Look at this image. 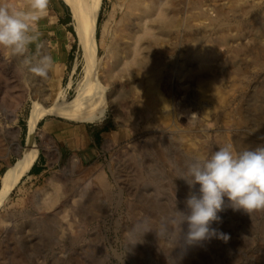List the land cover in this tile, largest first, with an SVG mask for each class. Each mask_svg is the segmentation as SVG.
<instances>
[{"label": "rangeland", "instance_id": "374dc122", "mask_svg": "<svg viewBox=\"0 0 264 264\" xmlns=\"http://www.w3.org/2000/svg\"><path fill=\"white\" fill-rule=\"evenodd\" d=\"M8 1L20 9H26L29 4V0ZM127 1L131 0H101L100 3L95 53L90 55V60L93 75L101 81L100 87L105 88L108 101L105 116L96 123L105 120L110 132L105 141L100 140L97 157L90 160H81L77 152L62 153L52 138L46 136L51 132L49 126L53 118L61 117L41 116L38 122L47 118L44 129L37 122L31 134L29 130L28 120L35 100L54 108L63 97H75L77 86L86 75L88 57L67 3L50 0L48 15L39 21L42 50L55 61L44 84L47 99L36 98L24 74L15 77L11 68L15 60L21 63V68L31 72L23 66L22 58L0 49V64L5 65H0V71H5L3 77L13 88L0 106V138L2 135L7 140L12 137L19 145L18 154L14 151L0 153V188L5 171L27 149L29 136L33 137V144L28 149L38 151L35 167L32 165L20 178L0 209V264H16L17 257L19 264H264V209H254L248 214L231 208L219 212L220 222H214L212 227L229 235L227 243L213 238L187 244L183 234L180 237L179 229L174 232L170 223L175 206L178 211L186 210L189 188L176 177L189 158L206 157L229 144L234 151H242L235 146L236 136L241 132L258 145H264V131L254 123L258 108H264V94L256 97L251 108L247 105L256 95L255 89L261 88L264 93V0H194L198 4L193 0L169 1L172 4L166 1L170 6H166L168 13L164 19H172L175 24L178 21L177 31L173 32L183 31L185 39L171 33L161 42L172 51L165 55L170 67L157 70L158 81L153 76L144 78L148 74L143 75L133 67L132 74L137 70L143 76L141 80L146 82L140 88L125 84V78L118 76L124 72H117L114 81L103 79V70L114 53V28ZM214 18L242 25L240 32L235 28L228 30L231 33L228 35L234 36L228 44L242 48L241 53L226 50L224 44L211 45L208 41L197 44ZM217 20L215 22H219ZM207 50L218 59V63L214 62L219 74L216 80L203 78V82L201 79V82L196 79L191 82L183 73L177 76L172 67L176 70L184 66L187 52L204 56ZM30 52H36L35 45L30 46ZM231 61L241 65L242 70L229 69L227 63ZM150 78L153 80L147 83ZM176 86L181 92H187L182 100L185 109L203 122L198 133L188 129L171 109L173 93L179 90L173 88ZM152 93L158 102L164 103L160 106L162 111L159 107L158 112L147 111L145 105ZM16 101L20 105L15 119L9 120L2 107L12 106ZM243 104L246 108L243 110H248L245 115L240 113ZM62 119L86 126L96 124ZM157 123L167 127L164 137L148 135L152 125ZM206 138L207 147L202 149L200 143ZM145 140L149 144H145ZM174 159L178 164H173ZM55 188L59 190L56 199L61 198L60 208L56 211L39 209L37 202L54 196ZM146 228L152 230L142 235ZM182 228L187 231L186 224ZM136 240L140 241L128 245Z\"/></svg>", "mask_w": 264, "mask_h": 264}, {"label": "bare ground", "instance_id": "6f19581e", "mask_svg": "<svg viewBox=\"0 0 264 264\" xmlns=\"http://www.w3.org/2000/svg\"><path fill=\"white\" fill-rule=\"evenodd\" d=\"M64 1L67 3V5L72 10V16H73V18L76 22V25H77V29H76L77 31L76 32H77L78 38L84 46V50H85L84 52L87 55V56L86 55L85 56L88 57L87 58L88 60H86L87 65L85 67L86 75H85V78H83V81L80 84L78 83L79 85L77 86V89H76L77 90L76 95L72 99H65L63 97L64 100L62 99L63 101L61 103L56 104L57 106L54 105L55 106L54 108L49 107V105L46 106V104H45V106L42 105L41 103H43V101L42 102H40L38 100L34 101V105H33L34 107L32 109L30 119L28 120L29 121L30 134H31V131L33 130V128L36 126V123L38 122L40 117L41 116L43 117L44 115L53 114L57 117L77 121L80 123H96V122L101 121L106 114L108 101L106 99L107 96L105 97V92H104L105 88L103 90L102 89L103 86H102V88L100 87L101 81L99 82L97 77H95V75H93L95 72H93V68L91 67L92 62L90 60V55H93V53H95V47H96L95 28H96V24L98 21L97 17L99 15L101 0H64ZM166 1L169 3V1H171V0H131V1H129V3H128V1L126 2L124 9L121 12L120 17H119L118 21L116 22V26L114 28L113 36L115 39V44L113 45V49H112V50H114L113 51L114 53H112L113 56H112L111 60L108 62L109 63L108 66L106 67L105 70H103L104 81L106 79L107 82H110V80H112L113 78H116L115 74H117V72H120V73L124 72V74L121 73L118 76H120V78L121 77L125 78V81H124L125 84L132 83L133 84L132 86L136 85L134 87L140 88L142 86L143 82L146 83L145 81L141 80V78H143V76L141 77V75L139 74L140 72H142L141 74H143V75L148 74V76H146V77L144 75V78H149V76L150 77L153 76L155 78V80L158 81V74L159 73L157 72V70H161L160 67L166 68V66L170 65V64H168L169 62L168 63L166 62L167 58L165 59V55L172 51V48L167 49V48H165L166 46L165 47L162 46V44L164 42L162 44H161V42L167 36H169L171 33H173L177 36H181L182 40L185 39V37L183 36L185 34L182 33L183 31H179L178 34L173 32L176 25L179 24L178 21L175 24V22L172 19H164L165 15L168 13V9H167L168 5L172 4V3L167 4ZM8 2L10 3V1H8ZM195 2L196 1H194V3ZM176 3H179V2H176ZM11 4H13V3H11ZM171 14L174 15V13H171ZM220 14H221V12H220ZM168 17L170 18L171 16H168ZM219 18H221V17H219ZM216 20L217 19H215V21ZM223 20H224V18H223ZM217 21H219V20H217ZM227 21H219V22H215V23L212 22L211 23L212 25L210 26V28L207 27V29L206 28L204 29L206 34L204 36H201L200 40L197 41V44L200 45L202 42H206V41L210 42L211 45L212 44L213 45L214 44H224L227 47L226 50H228L230 52H234L235 54L241 53L242 48H232L230 43L228 44V42H229L228 40L233 39V37H234L233 35H232L233 37L228 35V33H229L228 30L235 28V30L237 29L238 32H240L242 29V25L241 24H239V25L233 24L230 21L229 22H227ZM188 26H190V25H188ZM179 27H181V26H179ZM185 27H186V25H185ZM262 29H263V27H262ZM186 30H187V28H186ZM232 30H234V29H232ZM175 31H177V30L175 29ZM190 31H192V30H190ZM229 34H231V33H229ZM181 37H180V39H181ZM168 46H170V45H168ZM0 49L2 52L3 49L2 48H0ZM91 57H93V56H91ZM230 57H231V55H230ZM92 60H93V58H92ZM214 62L218 63V59H216V54L211 53V51L209 52V50H207V52H205L204 56L199 55V54L197 55L194 53L189 54V52H187L185 54V65L182 67H179V68L176 67V70H175V66L172 68L178 74L177 76H180L183 73L185 76H187L186 79H189L190 81L191 80L194 81L193 79H196L199 81L201 79V81H202L203 78L216 80L219 77V74L217 73L218 71L215 68ZM10 64H11V62H10ZM20 64L16 60L13 61V63H12L11 68L14 71L15 77L19 78L20 76H22L21 74H24V78L29 82V84H31L32 89H34L33 93L36 96V98H38L39 100L47 99L48 94L45 91L44 84L49 79V77H47L45 79V78H41V77L33 74L32 72L25 71L23 69V67L21 68ZM227 64H228L227 67L229 69L235 68L237 71L242 70V68L239 69L241 65L239 66L234 61H231ZM0 65H1V67L5 66L2 64H0ZM133 67L134 68L136 67L137 70H139L140 72H138L136 70V73L134 72L135 74H132V71L134 69ZM161 71H164L163 68ZM219 71L221 73V70H219ZM3 72H5V71H3ZM3 72L0 71V95L2 96V97L0 96V106H2V104H4V101H3V100H5L4 96L5 97H6V95L10 96V93L13 90V88L6 83L7 79H5L3 77ZM124 78H123V80H124ZM152 78L148 79L147 83L148 82L150 83V80ZM112 81H114V80H112ZM196 83H197V81H196ZM15 88H16V86H15ZM173 88L174 89L179 88L180 91L178 89H176L178 91V93H176V92L173 93V96H172L173 97V103H172V107H171L172 111L175 112L177 119L184 122V124L186 125V127L188 129H190L191 131L193 129H195V131L198 133V131H199L198 128L203 126L202 125L203 122H201V119L199 117L194 116V114L191 113L190 110L185 109V106H184L182 100L185 97L184 94H186L187 92L186 91L181 92V89L179 86L178 87L176 86ZM255 90H256V92H255L256 95L252 96V97L250 96L251 100H250L249 104H247L248 106H250V108L255 104L256 97H259V96L263 97V94H264L263 89H261V88H257ZM257 92H258V94H257ZM181 93H182V95H181ZM20 98H21V96L19 97V101H21ZM150 98H148L147 104L144 103V104H146L145 107L147 108V111L152 109V110H155L156 112H158L157 111L158 107L161 110L162 108H160V106L163 107L162 104H164V103L158 102L157 96L153 95V93H152V95H150ZM19 101L18 102L16 101V103L12 104V106H11V104L5 105L6 107H4V105H3L2 108L4 110L6 109V115H7V118L9 120L15 119V116H16L15 112L19 108V105H20ZM243 108H245L244 104L242 105V110L240 109L241 110L240 113L245 115V113H247L248 110L245 111V110H243ZM164 109H166V108H164ZM166 112H167V110H165L164 114H166ZM257 112L258 113H256L254 116V123H256V125L259 124L261 129L264 131V108H262L260 106L258 108ZM161 114L163 115L162 112H161ZM168 114H169V112H168ZM172 114H173V112H172ZM163 117H164V115H163ZM246 117H248V116H246ZM163 121H165V120H163ZM164 124H166V123L164 122ZM162 125L163 124H161V123L160 124L157 123V124L152 125L150 131L147 132L148 135H150V137H155L158 134L160 137H162V136L164 137L165 135H167L166 133L168 132V129L165 125H163V126ZM32 138H31V136L28 137L27 149L22 151L21 155H19L20 156L19 160L16 163L10 164V166L8 167V169L5 171V173L3 174L2 178H1L0 209L3 206V204L6 202V200L8 199V196L11 193L12 189L20 182V178L29 172L31 166L33 165V163L36 159V156H37L36 154H38L37 153L38 151H35V149L34 150L28 149V147H30V145L32 143ZM163 140L166 141L165 139H163ZM13 141H16V144H13ZM206 142H208L207 138L205 140L203 139L201 141L200 145L202 147L205 146V148H206L207 147ZM144 143L149 144L148 141H146V140L144 141ZM161 144H162V142H161ZM164 144H162L163 147H165ZM12 146H17L15 148V150H17V151L12 149L11 148ZM235 146L237 148L239 147V148H242V150H244V149H248V148H255L256 146H258V144L255 143V141H253L252 139H248V136H245V134L243 132H241L236 136ZM167 147L168 146L166 145L165 148L167 149ZM205 148L203 147L202 149H205ZM18 150H19V145H18L17 140H15V139L13 140L12 137H10V139L7 140L4 137V135H2V138H0V153L5 151V152H7V154H10L12 151H14V153L18 154L17 153ZM149 150L152 151V147H149ZM34 152H35V154H34ZM212 152H214V151H212ZM179 156H181V155H179ZM130 157H132V156H130ZM172 161H173V164H178L176 159H174ZM179 170L180 169H178V171ZM58 193H59V190L55 188L54 196H52L50 199H44L42 202H37L38 208L39 209H46V210L49 209L51 211L58 210L61 206V203H62V202L58 203L61 198L59 199V197H58L56 199V197L58 196ZM15 262H16V264H19L21 262L20 258L19 257L15 258Z\"/></svg>", "mask_w": 264, "mask_h": 264}, {"label": "clouds", "instance_id": "9594fccd", "mask_svg": "<svg viewBox=\"0 0 264 264\" xmlns=\"http://www.w3.org/2000/svg\"><path fill=\"white\" fill-rule=\"evenodd\" d=\"M49 3L50 0H29L28 7L20 9L8 0H0V48L22 58L23 66L45 79L55 64L39 42V21L48 15ZM31 45L36 46L35 53L30 52ZM176 178L186 183L189 195L185 211L175 206L172 230L179 229L180 237L183 234L190 245L213 238L227 243L229 235L212 227L214 222H220L219 212L231 208L248 214L264 209V145L237 152L229 144L206 157H191ZM185 224L186 232L182 228ZM150 230L146 228L142 235Z\"/></svg>", "mask_w": 264, "mask_h": 264}, {"label": "crops", "instance_id": "0c3cea01", "mask_svg": "<svg viewBox=\"0 0 264 264\" xmlns=\"http://www.w3.org/2000/svg\"><path fill=\"white\" fill-rule=\"evenodd\" d=\"M53 120L49 126L51 132H48L46 136L52 138L62 153L72 154L77 152L83 161L97 157L100 140L105 141L106 134L110 132V129L106 127L105 120L92 126L71 123L62 118H53ZM46 121L47 118L38 122L42 130ZM38 125L36 128H38Z\"/></svg>", "mask_w": 264, "mask_h": 264}]
</instances>
